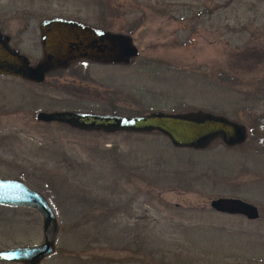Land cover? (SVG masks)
I'll return each instance as SVG.
<instances>
[{"label":"rangeland","instance_id":"rangeland-1","mask_svg":"<svg viewBox=\"0 0 264 264\" xmlns=\"http://www.w3.org/2000/svg\"><path fill=\"white\" fill-rule=\"evenodd\" d=\"M97 5L115 9L112 29L129 33L138 53L127 63H73L95 88H67L77 81L66 70L39 82L0 75V175L43 193L59 224L40 264H264V0H0V27L32 63L39 18ZM195 108L244 123V141L178 147L158 131L35 118ZM216 196L253 203L258 216L215 211ZM40 240L35 210L0 204V247Z\"/></svg>","mask_w":264,"mask_h":264},{"label":"water","instance_id":"water-1","mask_svg":"<svg viewBox=\"0 0 264 264\" xmlns=\"http://www.w3.org/2000/svg\"><path fill=\"white\" fill-rule=\"evenodd\" d=\"M38 29L40 56L32 63L27 55L9 45V36L0 31V75L39 82L47 72L63 68L79 58L127 63L138 53L131 35L123 31L94 28L64 17L44 18L40 20ZM35 118L83 130L158 131L178 147L204 148L217 139L223 145L232 146L246 137L244 123L201 108L151 109L132 114L53 109L37 110ZM0 204L32 208L39 215L41 230L39 242L0 247V261L40 264L43 258L55 251L59 224L43 193L18 177L0 175ZM208 205L213 210L241 214L249 219L258 216L256 205L238 197H212Z\"/></svg>","mask_w":264,"mask_h":264},{"label":"flooded vegetation","instance_id":"flooded-vegetation-1","mask_svg":"<svg viewBox=\"0 0 264 264\" xmlns=\"http://www.w3.org/2000/svg\"><path fill=\"white\" fill-rule=\"evenodd\" d=\"M98 5H100V4H98ZM98 5H97V7H91V8H75V9L70 10L67 13L57 12V13L48 14V15H45V16L39 18L37 23H36L37 32H38L37 44L40 46V44H39V29H38L39 22H40V20H42L44 18L64 17L67 19L75 20L77 22H80L82 24H85L87 26H91L94 28H102V29H106V30H110V31H120V30L112 29V26L114 25V21H115V15H116L115 9L107 8V7H99ZM21 12L23 15H25V14H30L31 12H35V10L25 9ZM0 31L3 33H6L2 30L1 27H0ZM6 34L9 36V40H10V35L8 33H6ZM9 40H8V42H9ZM73 63H83V64H85V63L86 64L87 63L93 64L94 63V64H97V63H103V62H97V61L87 59V58H79V59H76V60L69 62L67 64V66H65L63 68L54 69V70H51L49 72L58 71V70H66L67 71L66 76L70 77V79L74 80L75 82L77 81V83L70 81L69 83L66 84L67 88H69L71 90L87 91L88 92V89H90V87L95 88L97 86V83L94 80V78L90 76L88 69L85 66H84L85 69L81 66H72ZM112 113H117V112H112ZM233 197H236V196H233ZM231 214H237V213H231ZM239 215H241V214H239Z\"/></svg>","mask_w":264,"mask_h":264},{"label":"trees","instance_id":"trees-1","mask_svg":"<svg viewBox=\"0 0 264 264\" xmlns=\"http://www.w3.org/2000/svg\"><path fill=\"white\" fill-rule=\"evenodd\" d=\"M247 54H249V55H252L253 54V52H248V51H245V52H243V57H248V56H246ZM252 57H253V55H252ZM111 112H114V111H111ZM131 114V113H130Z\"/></svg>","mask_w":264,"mask_h":264}]
</instances>
